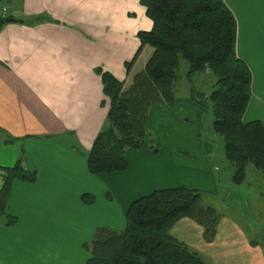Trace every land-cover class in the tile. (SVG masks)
<instances>
[{
  "label": "crops",
  "instance_id": "0c3cea01",
  "mask_svg": "<svg viewBox=\"0 0 264 264\" xmlns=\"http://www.w3.org/2000/svg\"><path fill=\"white\" fill-rule=\"evenodd\" d=\"M223 2L236 20V55L251 73L242 119L259 120L264 126V0ZM11 8L15 17L45 14L52 20L8 23L0 30V165H12L22 153L25 167L37 173L34 183L12 182L8 210L18 220L12 226L0 225V264H82L86 253L81 226L85 232L86 221L82 224L76 211L81 205L86 209L80 195L92 191L86 186L92 175L85 154L107 110L100 105V76L86 64L110 69L128 87L152 47L142 48L128 74L113 70L109 61L132 54L134 40L138 45L135 33L149 30L152 21L140 0H11ZM123 37L132 44L124 47ZM164 107L155 104L148 111L153 130L152 120ZM8 138L12 143L5 144ZM125 156L124 171L97 176L126 185L122 212L136 197L173 187L160 175L172 156L166 145L158 155L144 145L137 151L127 149ZM101 209L110 210L106 204ZM111 218L103 225L124 227L123 222L113 225ZM217 235L207 243L221 249L224 260L219 264H233L231 256L240 257L243 264H264V253L245 239L226 235L216 244Z\"/></svg>",
  "mask_w": 264,
  "mask_h": 264
},
{
  "label": "trees",
  "instance_id": "16d2710c",
  "mask_svg": "<svg viewBox=\"0 0 264 264\" xmlns=\"http://www.w3.org/2000/svg\"><path fill=\"white\" fill-rule=\"evenodd\" d=\"M140 4L152 26L138 31L139 45L130 61H125L126 74L143 46L153 51L126 88L124 79L96 68L103 93L100 105H107V110L85 154L87 171L92 175L124 171L128 167L127 149L137 151L146 145L153 155L159 154L161 144L146 128L148 111L154 104L174 101L180 63L187 61V83L196 74L211 83L206 96L192 85L189 90L194 101L211 105V128L223 139L225 159L233 167V182H242L249 165L264 174V126L259 120L242 119L250 98L251 73L235 52L236 20L232 12L223 0H140ZM44 20L52 19L45 14L19 18L11 11L5 17L0 15V30L8 23ZM4 143H12V139ZM22 156L20 153L12 165H0V225L12 226L18 220L8 210L12 182L34 183L37 179L36 171L25 167ZM197 192L180 185L157 188L135 198L124 212L123 230L107 226L95 229L89 245L91 255L82 264H206L199 253L169 233L177 219L191 215L205 225L206 240L213 238L218 214L210 207L194 212ZM80 200L91 205L95 196L84 192Z\"/></svg>",
  "mask_w": 264,
  "mask_h": 264
},
{
  "label": "rangeland",
  "instance_id": "374dc122",
  "mask_svg": "<svg viewBox=\"0 0 264 264\" xmlns=\"http://www.w3.org/2000/svg\"><path fill=\"white\" fill-rule=\"evenodd\" d=\"M137 33L138 31L135 33V37L139 45ZM126 37H130V34L126 33ZM121 41L124 47L132 44L125 37ZM134 44L136 47L132 54L118 62L109 61L113 70H125V61H130L137 49L138 45L135 40ZM187 65V61L180 63V78L179 81L177 78L175 83L174 101L159 103V106L167 105V107H164L165 109L160 112V115L154 116L152 120L154 130L149 126L147 120L146 128L151 133L155 131V137L161 146L166 145L172 153V156H169L166 161L167 165L160 172L161 179L166 176L162 182L170 183L173 187L184 185L196 188L199 199L194 205L196 207H193L194 212L200 211V208L210 207L215 210L214 213L218 214V217L215 221L213 238L209 241L205 238L207 231L205 225L197 221L199 217L195 219L191 215L177 219L170 227L169 233L184 242L191 250L199 253L204 261L206 260L210 264L209 257L215 264L224 260L221 249L216 245L209 247L207 243L213 241L217 233L216 244L220 243L226 235L229 238L237 236L264 253V174L249 165L246 167L242 182L238 184L233 182V167L225 159L223 139L211 128V105L208 103L204 106L194 101L189 90L192 85L198 91H203V95L206 96L211 88V83L204 80L202 75L198 77L199 74L193 76L192 82L187 83L184 74L187 71ZM86 67L94 75H99L96 68L105 69L102 65L86 64ZM105 70L114 74L110 69ZM194 95H196L195 92ZM199 98L202 96L200 95ZM149 122H151V117ZM97 176L92 175L91 180L86 183L87 188L92 191H85L95 196L94 203L86 205L85 210H82L81 205L79 206L80 210L76 211L80 222L83 224L84 220L86 221L85 232L81 226V236H85L83 240L88 246H84L86 259L91 255L89 245L95 229L105 226L103 221L112 216L113 225L117 226L123 222L125 227V211H121V206L126 185L117 179L112 182L111 180L106 181L104 178L106 182H103L98 180ZM107 194H110V199L107 198ZM104 204L110 210L101 209ZM71 205L74 207L73 203ZM115 230L121 231L117 228ZM70 233L72 236L75 235L74 231H70ZM229 259L233 264H243L240 257L231 256Z\"/></svg>",
  "mask_w": 264,
  "mask_h": 264
},
{
  "label": "built area",
  "instance_id": "2783aa9c",
  "mask_svg": "<svg viewBox=\"0 0 264 264\" xmlns=\"http://www.w3.org/2000/svg\"><path fill=\"white\" fill-rule=\"evenodd\" d=\"M11 1L10 0H0V15L2 17L7 16L9 13H11Z\"/></svg>",
  "mask_w": 264,
  "mask_h": 264
}]
</instances>
